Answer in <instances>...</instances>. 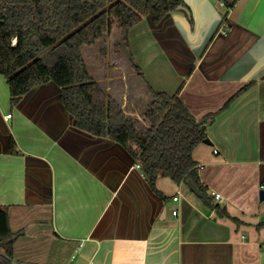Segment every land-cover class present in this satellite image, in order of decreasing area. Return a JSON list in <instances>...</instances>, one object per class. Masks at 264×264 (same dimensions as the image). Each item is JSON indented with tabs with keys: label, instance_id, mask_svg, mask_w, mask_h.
<instances>
[{
	"label": "crops",
	"instance_id": "1",
	"mask_svg": "<svg viewBox=\"0 0 264 264\" xmlns=\"http://www.w3.org/2000/svg\"><path fill=\"white\" fill-rule=\"evenodd\" d=\"M182 5L132 26L126 51L142 92L177 93L197 119L215 113L210 144L192 157L214 203L240 223L186 181L159 176L165 198L155 194L120 143L74 125L55 82L12 105L2 75L0 207L17 237L0 264H264V0ZM103 88L137 114L127 91Z\"/></svg>",
	"mask_w": 264,
	"mask_h": 264
},
{
	"label": "trees",
	"instance_id": "2",
	"mask_svg": "<svg viewBox=\"0 0 264 264\" xmlns=\"http://www.w3.org/2000/svg\"><path fill=\"white\" fill-rule=\"evenodd\" d=\"M182 4L183 0H0V74L6 79L12 105L32 86L55 82L74 125L120 143L139 164L155 194L165 198L156 185L159 176L176 183L190 178L200 200L217 216L240 223L214 203L192 157L215 113L197 119L177 93L147 86L150 98L136 114L100 85L83 56L84 47L110 34L114 26L118 41L127 48L132 26L147 15L158 22ZM16 237L7 212L0 207V249L7 257L13 254Z\"/></svg>",
	"mask_w": 264,
	"mask_h": 264
},
{
	"label": "rangeland",
	"instance_id": "3",
	"mask_svg": "<svg viewBox=\"0 0 264 264\" xmlns=\"http://www.w3.org/2000/svg\"><path fill=\"white\" fill-rule=\"evenodd\" d=\"M126 49L127 48L118 41V31L116 26H114L110 34L105 35L96 43L84 47L83 56L90 73L95 79L101 82L102 87H106L110 83L114 86L115 82L117 86L115 89L119 94L121 90L127 91V98L131 99L139 110L140 105H142L140 99L142 97H147V100H143L147 102L150 95L147 92L141 91V88L144 89L142 78L136 77L135 70L130 66V60L128 59L127 61L128 53ZM113 72L118 76H112L114 74ZM0 76L2 75L0 74ZM109 77H111L114 82L109 80ZM115 89L114 92H116ZM141 95L142 97H140Z\"/></svg>",
	"mask_w": 264,
	"mask_h": 264
},
{
	"label": "water",
	"instance_id": "4",
	"mask_svg": "<svg viewBox=\"0 0 264 264\" xmlns=\"http://www.w3.org/2000/svg\"><path fill=\"white\" fill-rule=\"evenodd\" d=\"M177 9L185 10V7L183 5H178L177 6ZM203 142L204 143H207V144H210V141L208 140V138H204L203 139ZM186 184H187V186L189 187V189L191 191H193L195 194L199 195V190H198L196 184L194 183V181L192 179L188 178L186 180ZM259 197H260V199H263L264 198V188L260 189V191H259Z\"/></svg>",
	"mask_w": 264,
	"mask_h": 264
},
{
	"label": "built area",
	"instance_id": "5",
	"mask_svg": "<svg viewBox=\"0 0 264 264\" xmlns=\"http://www.w3.org/2000/svg\"><path fill=\"white\" fill-rule=\"evenodd\" d=\"M13 42H14V39H13ZM10 116H11V113H8V114H6L4 117L7 119V118H9ZM213 151H214L215 153L217 152L216 149H214ZM136 166L139 167V164L137 163ZM218 197H219V195H218V194H215V198H218ZM177 198H178L177 195L173 196V199H177ZM172 213H173V214H176V210H173Z\"/></svg>",
	"mask_w": 264,
	"mask_h": 264
}]
</instances>
